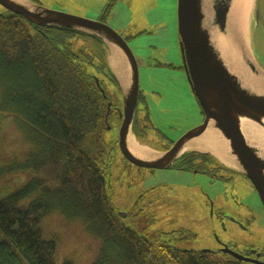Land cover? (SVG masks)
<instances>
[{
    "label": "rangeland",
    "instance_id": "rangeland-1",
    "mask_svg": "<svg viewBox=\"0 0 264 264\" xmlns=\"http://www.w3.org/2000/svg\"><path fill=\"white\" fill-rule=\"evenodd\" d=\"M32 1L42 8L75 17L89 20L103 17L104 23L128 42L138 64L139 89L144 93L156 131L150 130L149 134L153 147L167 146L169 141L175 143L184 133L201 124V109L191 94L183 69L177 0ZM2 10L0 7V12ZM253 10L254 7L250 15L249 49L251 47L253 51L250 55L264 72V0H257V20L253 18ZM87 42V38H81L75 45L85 46ZM99 79L103 82L111 111L107 116L108 126L102 133L107 155L98 165L106 172L111 203L118 216H126L121 218L123 226L147 243L182 251L216 252L219 241L237 244L239 237L243 239L244 236L230 222L219 219L240 216L243 227L249 223V232L245 231L248 232L246 242L256 240L258 244H264V218L254 223L247 213L248 207H254L250 188L241 183L235 190L219 183L212 185L209 178L185 171L157 170L152 174L148 169L128 163L118 147L121 122L117 113L123 110V94L119 91L120 86L118 89L109 78L99 75ZM2 91L0 85V169L5 172L0 177V199L38 176L33 161L35 153L31 151L35 138L32 135L29 139L30 135L23 132L20 119L9 116L3 106ZM139 116L142 118L143 114L139 113ZM208 198L213 209L207 205ZM34 199L31 195L23 203ZM42 230L46 240L56 242L57 264L65 261L93 264L103 256L100 243L88 235L79 222L68 221L59 212L44 217ZM185 230L194 237L189 239L181 235L180 232ZM106 253L105 264L118 261L112 249ZM213 257L222 259L217 253Z\"/></svg>",
    "mask_w": 264,
    "mask_h": 264
},
{
    "label": "trees",
    "instance_id": "trees-1",
    "mask_svg": "<svg viewBox=\"0 0 264 264\" xmlns=\"http://www.w3.org/2000/svg\"><path fill=\"white\" fill-rule=\"evenodd\" d=\"M81 38L87 45L77 47ZM104 46L72 30L34 27L7 11L0 16L3 106L35 138L31 151L38 169V176L0 199V264H57L56 242L42 230L52 212L79 222L100 243L103 256L93 264H105L111 249L114 264H240L224 255L216 260L147 243L123 226L98 165L107 155L102 133L109 114L99 75L116 84ZM4 173L0 169V177ZM31 195L35 199L23 203ZM180 234L187 237L186 231Z\"/></svg>",
    "mask_w": 264,
    "mask_h": 264
},
{
    "label": "water",
    "instance_id": "water-1",
    "mask_svg": "<svg viewBox=\"0 0 264 264\" xmlns=\"http://www.w3.org/2000/svg\"><path fill=\"white\" fill-rule=\"evenodd\" d=\"M24 1L25 4L13 0H0V7L34 27L72 30L101 40L106 48L107 45H112L121 51L129 68V85L127 90L123 91L121 115L123 118L118 133V147L128 163L143 169L170 170L180 157L189 153H182V148L190 141L199 138L209 125H212L213 129L218 131L228 143V155L236 165V168H228L239 170L246 175L264 207V159L259 158L256 151L248 146L240 128V119H247L264 128L262 122L264 120V95L242 88L239 79L228 70L220 51L211 41L210 31L204 26L202 0H177V29L186 79L191 94L201 109L200 112L204 114L203 120L200 125L184 133L168 152L158 154L153 160H141L135 157L127 145V138L132 135L139 146L156 153L147 145L138 143L132 132L139 91V71L136 58L125 39L108 25L99 21L48 10L29 0ZM232 2L233 0H213L212 2V26L222 36L227 35V22ZM256 3L257 0L253 6L254 20H257L259 16ZM250 51L253 55L251 47ZM238 53L248 73L264 84V72L257 65L254 56L253 60L248 55L244 44L239 46ZM107 65H109L108 61ZM113 75L116 77L115 74ZM110 108L109 104L107 110L110 111ZM208 155L214 158L211 154ZM125 217L124 215L119 216V218ZM222 252L238 261L262 264L244 259L225 249ZM202 253L212 252L206 250Z\"/></svg>",
    "mask_w": 264,
    "mask_h": 264
},
{
    "label": "bare ground",
    "instance_id": "bare-ground-1",
    "mask_svg": "<svg viewBox=\"0 0 264 264\" xmlns=\"http://www.w3.org/2000/svg\"><path fill=\"white\" fill-rule=\"evenodd\" d=\"M17 3L25 4L24 0H13ZM213 0H202L204 26L210 31L211 41L220 51L228 70L240 81L242 88L253 93L264 95V84L261 80L252 77L241 63L238 57V48L244 44L246 52L250 55L249 33L250 15L255 0H233L232 7L228 16L227 35L222 36L213 22ZM109 66L115 74L122 91H126L129 85V68L119 49L109 45ZM264 124V120L262 121ZM241 132L246 143L256 151L259 158L264 159V128L252 123L247 119H240ZM127 145L130 152L141 160H153L158 156L148 148L139 146L132 135L127 138ZM200 152L211 154L216 160L226 167L236 168L232 158L228 155V143L214 130L212 125L199 137L182 148L185 152Z\"/></svg>",
    "mask_w": 264,
    "mask_h": 264
},
{
    "label": "flooded vegetation",
    "instance_id": "flooded-vegetation-1",
    "mask_svg": "<svg viewBox=\"0 0 264 264\" xmlns=\"http://www.w3.org/2000/svg\"><path fill=\"white\" fill-rule=\"evenodd\" d=\"M30 2H33L32 0H29ZM4 9L0 12V16L4 13ZM94 21H99L101 23H104V18L101 17L98 20H94ZM105 24V23H104ZM126 41V40H125ZM127 45L128 42L126 41ZM103 50L106 54V58L107 56H109V54L107 53V48L104 46ZM184 69V67H183ZM185 71V70H184ZM186 74V73H185ZM116 80V79H115ZM98 80L96 79V82ZM118 80H116V85L119 86L117 83ZM100 92L102 94L103 97H106V95L104 94V88H103V82H102V88H100ZM120 93L123 91L120 87L119 89ZM146 98L144 96V93L140 91H138V95H137V107H136V111H135V115H134V119H133V125H132V132L134 134V137L136 139V141L138 143H142L147 145L148 147H150L152 150L156 151L157 155L158 154H163L166 153L170 150V148L174 145V141L170 142L169 139H165L167 141H169V145L167 146H162L159 148H155L153 147V145H151V142L149 141V134H150V130L155 131L154 125L152 123L151 120V116L149 114V109L147 107L146 104ZM109 100L107 103V107L109 105ZM111 111V108H110ZM110 111H108L110 113ZM139 113L143 114V117L141 118V116H139ZM202 114V120H203V116L204 114ZM122 111H119L117 113L118 118L120 119V122H122ZM144 118V120H143ZM141 119L143 121V124L141 123ZM156 132V131H155ZM157 134H159L157 132ZM145 137V139L141 138V137ZM208 154L205 153H199V152H189L187 153V155H183L182 157H180L173 165L172 169L170 170H176V171H185V172H190L193 173L194 175H200L202 177H207L211 180L212 185L219 183L221 185H223L224 187H227L229 189L235 190L238 186V184H243L244 186L248 187L251 189V192L254 195V207L250 208L248 207V214L251 216V218L253 219L252 222H256V220H260V218H264V207L261 204V201L258 197L257 191L254 189L253 185L251 184V182L248 180V178L246 177L245 174H243L242 172H240L239 170L233 169V168H228L224 165H221L222 167L216 166L214 164L211 163ZM220 164V163H219ZM150 170V172L152 174H154L157 170ZM207 205L210 209H213V203L211 202L210 198L207 199ZM238 206V204H236ZM241 217L239 216V218H225V217H221L220 222H224L225 220H227L228 222H230L231 226L233 228H236V230H238L240 233H242L241 236H243V239H241L239 237V241L237 242V244L234 243H223L219 241V248L216 250V252H212V253H206V254H221L222 256H226L229 258L234 259L235 261H237L240 264H254V263H249V262H243V261H238L235 258H233L231 255L223 253L222 250H228L229 252L236 254L244 259H249L251 261H256L258 263H262L264 264V244H258L256 240L252 241L251 243L246 242L247 237H248V232H249V223L248 225H244L246 227H243V223L241 221ZM248 230V232L246 233L245 231ZM186 231V230H185ZM187 232V238L192 239L194 237V235H192L189 231ZM245 233V234H244ZM251 236V235H249Z\"/></svg>",
    "mask_w": 264,
    "mask_h": 264
},
{
    "label": "crops",
    "instance_id": "crops-1",
    "mask_svg": "<svg viewBox=\"0 0 264 264\" xmlns=\"http://www.w3.org/2000/svg\"><path fill=\"white\" fill-rule=\"evenodd\" d=\"M108 57H109V56H107V61H108V64H109V60H108Z\"/></svg>",
    "mask_w": 264,
    "mask_h": 264
}]
</instances>
